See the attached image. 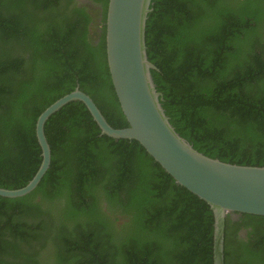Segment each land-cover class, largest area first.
I'll list each match as a JSON object with an SVG mask.
<instances>
[{"label": "trees", "instance_id": "obj_1", "mask_svg": "<svg viewBox=\"0 0 264 264\" xmlns=\"http://www.w3.org/2000/svg\"><path fill=\"white\" fill-rule=\"evenodd\" d=\"M110 0H0V188L38 172L36 123L79 87L129 123L107 60ZM146 46L161 104L204 155L264 167V0H151ZM38 187L0 196V264H215V214L136 140L102 135L72 101L45 124ZM246 229V237L239 231ZM224 264H264V216L226 220Z\"/></svg>", "mask_w": 264, "mask_h": 264}, {"label": "water", "instance_id": "obj_2", "mask_svg": "<svg viewBox=\"0 0 264 264\" xmlns=\"http://www.w3.org/2000/svg\"><path fill=\"white\" fill-rule=\"evenodd\" d=\"M151 0H110L106 20V49L112 82L126 128L111 126L94 100L79 87L51 104L39 116L36 135L43 161L23 188H0V196L19 198L33 192L51 165L45 134L48 119L72 101H82L102 135L138 141L175 181L205 200L215 214L214 260L224 264L226 220L240 214L264 216V167L230 164L196 150L171 124L153 80L146 46V23Z\"/></svg>", "mask_w": 264, "mask_h": 264}, {"label": "flooded vegetation", "instance_id": "obj_3", "mask_svg": "<svg viewBox=\"0 0 264 264\" xmlns=\"http://www.w3.org/2000/svg\"><path fill=\"white\" fill-rule=\"evenodd\" d=\"M237 218H235V219H237ZM238 233L241 236V238H245L246 237L247 230L246 229H241Z\"/></svg>", "mask_w": 264, "mask_h": 264}]
</instances>
